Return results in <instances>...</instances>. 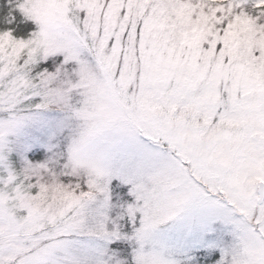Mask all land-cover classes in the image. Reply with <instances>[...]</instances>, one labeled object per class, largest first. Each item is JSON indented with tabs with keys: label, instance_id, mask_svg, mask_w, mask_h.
Here are the masks:
<instances>
[{
	"label": "snow or ice",
	"instance_id": "1",
	"mask_svg": "<svg viewBox=\"0 0 264 264\" xmlns=\"http://www.w3.org/2000/svg\"><path fill=\"white\" fill-rule=\"evenodd\" d=\"M0 264H264V0H0Z\"/></svg>",
	"mask_w": 264,
	"mask_h": 264
}]
</instances>
